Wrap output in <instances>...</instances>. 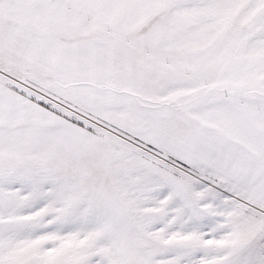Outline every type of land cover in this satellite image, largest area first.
I'll return each instance as SVG.
<instances>
[{"label": "snow or ice", "instance_id": "snow-or-ice-1", "mask_svg": "<svg viewBox=\"0 0 264 264\" xmlns=\"http://www.w3.org/2000/svg\"><path fill=\"white\" fill-rule=\"evenodd\" d=\"M0 264H264V0H0Z\"/></svg>", "mask_w": 264, "mask_h": 264}]
</instances>
